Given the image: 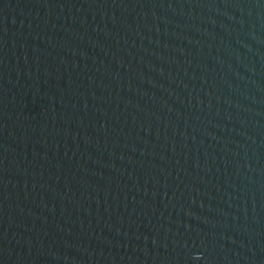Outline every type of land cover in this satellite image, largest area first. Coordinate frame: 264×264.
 <instances>
[{
    "label": "water",
    "instance_id": "95a60500",
    "mask_svg": "<svg viewBox=\"0 0 264 264\" xmlns=\"http://www.w3.org/2000/svg\"><path fill=\"white\" fill-rule=\"evenodd\" d=\"M0 264H264V0H0Z\"/></svg>",
    "mask_w": 264,
    "mask_h": 264
}]
</instances>
